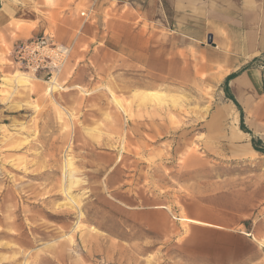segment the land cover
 <instances>
[{
  "label": "rangeland",
  "instance_id": "obj_1",
  "mask_svg": "<svg viewBox=\"0 0 264 264\" xmlns=\"http://www.w3.org/2000/svg\"><path fill=\"white\" fill-rule=\"evenodd\" d=\"M20 27L0 28V264H208L187 260L180 245L190 222L175 219L211 208L227 220L252 216V191L264 183V129L231 126L240 112L198 60L186 80L139 90L119 75L88 95L64 88L61 69L64 90L50 93L9 59ZM253 63L264 77V61ZM252 138L262 150L255 156ZM159 227L166 235L157 236ZM260 241L255 264H264Z\"/></svg>",
  "mask_w": 264,
  "mask_h": 264
},
{
  "label": "crops",
  "instance_id": "obj_2",
  "mask_svg": "<svg viewBox=\"0 0 264 264\" xmlns=\"http://www.w3.org/2000/svg\"><path fill=\"white\" fill-rule=\"evenodd\" d=\"M15 1L0 6V28L6 29L9 23L21 24L14 31L18 38L9 42L11 63V50L17 43L49 35L55 43L69 49L62 68L67 72L62 81L69 86L64 88L83 87L88 95L96 91L100 80L115 85L110 80L119 75L135 80L139 90L143 86L152 90L167 79L186 80L194 75L193 61H202L204 74L223 82L226 98L230 94L242 109L248 133L264 129V77L259 65L253 63L264 61V0ZM60 74L61 71L50 93L56 86L64 90L57 81ZM229 75L232 77L225 84ZM41 76L34 77L48 84V89L49 82ZM246 116L252 119L246 122ZM237 121L240 124V115L237 118L234 112L231 126L245 134ZM250 152L258 154L251 145ZM261 190L264 183H258L252 191L251 217L243 213V217L227 220V213L216 208L203 215L190 211L176 217L178 220L172 215L176 221L190 222L180 245L187 260L208 264L259 262L263 251L255 242L260 244L264 239ZM158 209L154 211L162 213ZM154 231L162 236L168 230L159 227Z\"/></svg>",
  "mask_w": 264,
  "mask_h": 264
},
{
  "label": "built area",
  "instance_id": "obj_3",
  "mask_svg": "<svg viewBox=\"0 0 264 264\" xmlns=\"http://www.w3.org/2000/svg\"><path fill=\"white\" fill-rule=\"evenodd\" d=\"M68 55L69 49L55 43L49 35L19 42L11 50L13 63L35 77L41 74L46 81L59 74Z\"/></svg>",
  "mask_w": 264,
  "mask_h": 264
},
{
  "label": "bare ground",
  "instance_id": "obj_4",
  "mask_svg": "<svg viewBox=\"0 0 264 264\" xmlns=\"http://www.w3.org/2000/svg\"><path fill=\"white\" fill-rule=\"evenodd\" d=\"M27 73V72H26ZM23 74V73H22ZM28 74H31V73H28ZM24 75H26V74H24ZM32 75V74H31ZM20 77V76H23V75H21V74H17V75H15V80H17V77ZM27 76V75H26ZM56 77V76H55ZM55 77L53 78V79H51L50 81H48L49 82V88L47 89L48 90V92H50L51 91V89H52V87H53V82H54V79H55ZM20 78H22V77H20ZM25 78V77H24ZM28 78H31V77H28ZM30 80V79H29ZM25 81V80H24ZM26 82V81H25ZM28 82V81H27ZM29 84L31 85V82H29ZM57 87V86H56ZM70 165V163L68 162V160L65 162V171H64V177L66 176V171L67 170H69L68 169V166ZM68 188L69 187H66V185L64 184L63 185V187H62V191L66 194V196H68ZM68 198H69V202H68V204L71 206L70 208L71 209H74V210H76V212L78 213V216H81V214H82V212H81V210L79 209V206H78V204H77V202L72 198V197H70V196H68ZM262 244V243H261ZM264 246V245H263Z\"/></svg>",
  "mask_w": 264,
  "mask_h": 264
},
{
  "label": "trees",
  "instance_id": "obj_5",
  "mask_svg": "<svg viewBox=\"0 0 264 264\" xmlns=\"http://www.w3.org/2000/svg\"><path fill=\"white\" fill-rule=\"evenodd\" d=\"M232 77V75H229V76H227L226 77V81H225V84L227 83V81L230 79ZM225 90H227V88L225 87L224 88ZM228 98H230L233 102H234V104L237 106V108L240 110V107H239V105H238V103L235 101V99L229 94L228 95ZM239 126H240V128H241V130H243V131H245V132H249L248 131V129L244 126V124H243V117H242V112H241V110H240V124H239ZM256 142H260V140H254L253 138L251 139V144H252V147L256 150V151H262V150H260L259 148H257V146H256Z\"/></svg>",
  "mask_w": 264,
  "mask_h": 264
},
{
  "label": "water",
  "instance_id": "obj_6",
  "mask_svg": "<svg viewBox=\"0 0 264 264\" xmlns=\"http://www.w3.org/2000/svg\"><path fill=\"white\" fill-rule=\"evenodd\" d=\"M210 40H211V37L209 36V37H208V42H209V43H210Z\"/></svg>",
  "mask_w": 264,
  "mask_h": 264
}]
</instances>
